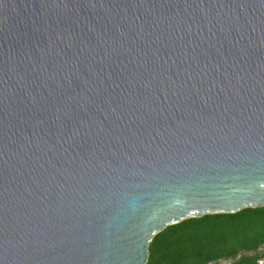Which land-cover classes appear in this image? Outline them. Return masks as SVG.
Segmentation results:
<instances>
[{"label":"water","instance_id":"water-1","mask_svg":"<svg viewBox=\"0 0 264 264\" xmlns=\"http://www.w3.org/2000/svg\"><path fill=\"white\" fill-rule=\"evenodd\" d=\"M262 206L264 0H0V264Z\"/></svg>","mask_w":264,"mask_h":264},{"label":"trees","instance_id":"trees-1","mask_svg":"<svg viewBox=\"0 0 264 264\" xmlns=\"http://www.w3.org/2000/svg\"><path fill=\"white\" fill-rule=\"evenodd\" d=\"M264 206L234 213L205 214L167 226L149 245L146 264H206L233 258L257 264L264 256Z\"/></svg>","mask_w":264,"mask_h":264},{"label":"built area","instance_id":"built-area-1","mask_svg":"<svg viewBox=\"0 0 264 264\" xmlns=\"http://www.w3.org/2000/svg\"><path fill=\"white\" fill-rule=\"evenodd\" d=\"M232 263H233V258H225V259L210 261L206 264H232ZM257 264H264V256L260 257L257 260Z\"/></svg>","mask_w":264,"mask_h":264},{"label":"rangeland","instance_id":"rangeland-1","mask_svg":"<svg viewBox=\"0 0 264 264\" xmlns=\"http://www.w3.org/2000/svg\"><path fill=\"white\" fill-rule=\"evenodd\" d=\"M264 250V246L261 247L260 251H263Z\"/></svg>","mask_w":264,"mask_h":264}]
</instances>
